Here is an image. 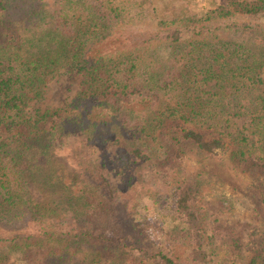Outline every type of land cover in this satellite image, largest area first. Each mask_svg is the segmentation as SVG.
Returning <instances> with one entry per match:
<instances>
[{"label":"trees","instance_id":"trees-1","mask_svg":"<svg viewBox=\"0 0 264 264\" xmlns=\"http://www.w3.org/2000/svg\"><path fill=\"white\" fill-rule=\"evenodd\" d=\"M117 2L0 0V264H138V251L152 254L108 206L114 185L137 180L124 159L174 174L194 260L211 250L224 264H264L260 186L252 221L230 223L203 179L228 167L235 182L264 183V30L238 22L264 18V0H228L201 18L183 10L150 32L124 28ZM218 23L227 33L205 32ZM155 42L170 49L163 63ZM63 80L82 89L50 106ZM189 158L201 164L194 173L180 167Z\"/></svg>","mask_w":264,"mask_h":264},{"label":"rangeland","instance_id":"rangeland-1","mask_svg":"<svg viewBox=\"0 0 264 264\" xmlns=\"http://www.w3.org/2000/svg\"><path fill=\"white\" fill-rule=\"evenodd\" d=\"M227 3L228 0H118L117 2L125 12L123 27L136 32L156 30L155 24L164 21L172 25L170 21L179 19V14L183 10L196 18H201L207 11L226 6ZM242 21L251 24L255 29L264 30V18H238V22ZM205 32L219 35L227 33L220 28L219 23L217 26L215 24L206 26ZM258 38L260 39L261 36ZM153 46L156 61L165 62L170 55V49L159 42L153 43ZM80 89L82 88L76 82L70 83L63 80L54 83L48 91V104L50 106L62 105ZM104 153L105 151L101 149L94 151L92 157L95 165L105 158ZM109 158L114 161L113 157ZM196 161L198 160L189 158L180 167L184 166L186 172L194 173L201 166ZM70 163L74 164V160L72 159ZM74 165L77 169V163ZM85 166L83 164V168ZM123 166L133 169L137 180L125 186L115 187L114 185L113 189H110V205L108 206H111L110 212L116 216L115 218L126 220L135 231L143 234L145 249L152 254L163 252L172 256L175 264H224L221 254L215 255L211 250L207 251L205 260L193 259L188 237L184 236L188 235L187 225L176 211V188L172 172L159 171L160 169L156 166H145L140 170L138 165H133L127 159L123 160ZM227 168H219L203 177L206 181L205 198L216 214L230 223L250 222L257 204L255 199L259 195L255 186H260V193L262 192L264 196V183L253 182L249 178H243L242 182H235V179L229 178L225 173ZM119 184H122L120 180ZM152 254L146 255L138 251L136 256L138 264H161L152 260ZM44 257L42 259L45 261Z\"/></svg>","mask_w":264,"mask_h":264}]
</instances>
